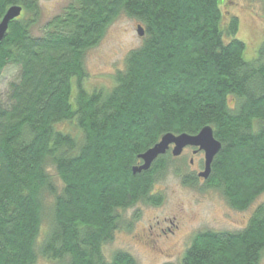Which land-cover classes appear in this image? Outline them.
Here are the masks:
<instances>
[{"label":"trees","instance_id":"obj_1","mask_svg":"<svg viewBox=\"0 0 264 264\" xmlns=\"http://www.w3.org/2000/svg\"><path fill=\"white\" fill-rule=\"evenodd\" d=\"M222 1L69 0L33 36L34 1L0 0V19L22 8L0 45V73L18 71L0 98V264H136L120 251L106 260L103 247L119 211L159 204L149 193L169 152L145 172L132 168L168 133L212 128L221 150L206 184L231 208L245 211L264 192V40L245 61L239 20L224 23ZM121 15L141 24L142 44L110 90L88 93L83 56ZM263 253L261 204L240 231L197 233L181 264H259Z\"/></svg>","mask_w":264,"mask_h":264},{"label":"rangeland","instance_id":"obj_2","mask_svg":"<svg viewBox=\"0 0 264 264\" xmlns=\"http://www.w3.org/2000/svg\"><path fill=\"white\" fill-rule=\"evenodd\" d=\"M32 1L37 7L35 22L30 29L33 36H41L45 26L61 14L69 2ZM220 9L224 23L231 15L239 20L236 39L245 45L243 59H255L264 40V0H223ZM25 15L28 17V13ZM138 25L141 24L136 20L119 16L108 27L98 45L84 54L85 78L81 84L84 91H108L113 87L114 76L124 69L129 52L142 44L144 37L136 33ZM17 78L18 71L13 67L1 71L0 98L3 101L6 100L8 85ZM59 129L66 132L72 128L69 124H62ZM194 150L187 148L181 156L174 158L170 155V149L166 170L159 174L149 193L161 199L158 205L138 202L118 212V230L113 240L103 247L106 260L120 251L129 254L136 264H181L186 249L197 233L237 232L246 227L253 210L264 204V192L245 211L231 208L219 190L210 188L206 180L198 177L203 171V154H194ZM53 180L55 190L59 192L60 183L55 176ZM50 207L51 199L46 196L43 200L46 217L42 222L38 244L47 232ZM37 264L51 263L39 259ZM259 264H264V253Z\"/></svg>","mask_w":264,"mask_h":264},{"label":"water","instance_id":"obj_3","mask_svg":"<svg viewBox=\"0 0 264 264\" xmlns=\"http://www.w3.org/2000/svg\"><path fill=\"white\" fill-rule=\"evenodd\" d=\"M21 12L22 8L14 5L8 8L0 19V45L7 35L10 23L19 18ZM136 33L139 37H143L144 32L140 26L137 27ZM185 148H194L196 149L194 154L197 152L203 154V171L198 174V177L207 181L211 173L212 162L221 150V144L214 138L213 130L209 126L202 128L196 135L185 133L163 135L158 143L138 156L140 165L132 168V174H140L149 170L153 162L158 157L164 156L170 149L171 156L176 158L181 156Z\"/></svg>","mask_w":264,"mask_h":264},{"label":"flooded vegetation","instance_id":"obj_4","mask_svg":"<svg viewBox=\"0 0 264 264\" xmlns=\"http://www.w3.org/2000/svg\"><path fill=\"white\" fill-rule=\"evenodd\" d=\"M185 149H187V148H185ZM185 149H184V150H185ZM184 150H183V151H184ZM195 151H196V149L193 151V153H194ZM198 153H199V152H198ZM190 163H192V162H190Z\"/></svg>","mask_w":264,"mask_h":264}]
</instances>
